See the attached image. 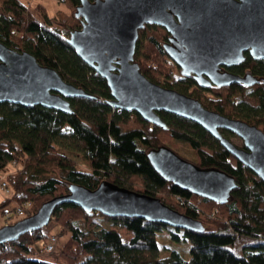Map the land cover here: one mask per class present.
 Returning <instances> with one entry per match:
<instances>
[{"label": "trees", "instance_id": "trees-1", "mask_svg": "<svg viewBox=\"0 0 264 264\" xmlns=\"http://www.w3.org/2000/svg\"><path fill=\"white\" fill-rule=\"evenodd\" d=\"M56 1L69 14L51 15L41 5L32 9L20 0H0V43L30 54L40 66L55 70L63 81L93 99L68 100L70 114L39 106L0 104V171L6 172L1 178L10 190L7 202L30 203L35 214L44 203L68 195L70 186L95 190L106 181L155 198L200 222L204 230L193 233L143 219L106 218L65 204L55 208L50 221L62 234H68L59 250V262L36 258V245L41 255L38 243L47 240L41 230L0 245V264H264L261 180L190 121L159 112L163 130L134 113L111 108L106 82L67 44L69 34L81 27V20L74 16L80 1ZM138 35L134 61L145 78L198 100L206 110L253 125L264 134V61H253L244 54L241 65L228 69L234 74L249 70L261 84L250 89L235 85L214 88L207 95L208 91L198 88L191 78L182 79L166 55L163 46L168 34L164 29L145 26ZM63 137L81 149L88 171L59 153L57 141ZM179 144L189 149L193 161L179 155L175 149ZM16 145L23 156L35 162H24L17 156ZM161 146L200 168H216L231 176L237 188L228 203L218 206L194 195H173L174 187L155 172L146 157L151 149ZM9 167L12 172H7ZM5 205L3 202L0 209ZM159 236L188 243L189 259L174 251L162 257Z\"/></svg>", "mask_w": 264, "mask_h": 264}, {"label": "water", "instance_id": "water-1", "mask_svg": "<svg viewBox=\"0 0 264 264\" xmlns=\"http://www.w3.org/2000/svg\"><path fill=\"white\" fill-rule=\"evenodd\" d=\"M74 16L81 27L67 44L110 91L108 105L134 113L146 123L165 129L157 113L190 121L212 138L264 184V134L254 126L206 110L198 100L161 87L145 78L134 61L139 31L156 26L168 34L164 51L182 78H192L200 89L250 88L243 77L222 71L239 66L245 55L264 61V0H79ZM92 96L66 83L59 74L40 66L26 52L0 43V104L39 106L70 114L68 100ZM227 131L242 141L237 147L220 134ZM146 157L159 176L190 195L218 206L228 203L237 188L234 179L216 168H200L164 146ZM70 204L106 218H137L169 228L202 233L200 222L177 213L159 200L102 181L95 190L69 187V193L44 203L30 217L0 228V245L44 230L57 206Z\"/></svg>", "mask_w": 264, "mask_h": 264}, {"label": "rangeland", "instance_id": "rangeland-1", "mask_svg": "<svg viewBox=\"0 0 264 264\" xmlns=\"http://www.w3.org/2000/svg\"><path fill=\"white\" fill-rule=\"evenodd\" d=\"M22 3L28 5L30 8L34 9L37 6H43L46 11L51 14V15H56L57 12H63L66 14H69V11L65 8L63 4L58 3L56 0H20ZM164 81V80H163ZM211 95V94H207ZM234 143H238L237 140L234 138L233 139ZM57 144L59 146V153L62 154L64 157L74 161L80 170L83 171H88V165L87 163L83 160L82 158V151L81 149L73 142L71 141L68 137H63L60 138L57 141ZM15 153L17 156L23 159L25 162H30L34 163L35 160H30L27 157L23 156L19 152V146L16 145L15 147ZM179 155L183 158H186L187 160L193 161L194 156L192 157L189 149L183 145L179 144L177 148H175ZM19 168V167H17ZM11 167L8 168L7 172L11 171ZM6 172H1L0 171V179L5 174ZM172 194L181 197V198H189L190 194L188 192L182 191L176 187L172 189ZM9 195H5V193L0 191V206L4 202L6 205L0 209V228L6 226V225H11L19 220L20 218L16 217H11L10 219L6 220L4 217V214L2 215V212H8L10 213L16 206L17 204L14 201H8L9 200ZM104 226H108L107 224H103ZM44 234L45 237L49 238L51 236H56L58 238V244L56 247V250L52 254H43L41 255L38 253L37 245H36V252H37V259L39 260H46V261H52V262H59V250L62 247V245L66 242L68 238V234H62L61 233V228L56 225L54 222L49 223V225L44 229ZM157 243L160 249V254L162 257H165L170 251L177 252L184 260L189 259V244L185 243L184 241L181 242H176V241H171L170 239L166 237L159 236L157 239Z\"/></svg>", "mask_w": 264, "mask_h": 264}, {"label": "built area", "instance_id": "built-area-1", "mask_svg": "<svg viewBox=\"0 0 264 264\" xmlns=\"http://www.w3.org/2000/svg\"><path fill=\"white\" fill-rule=\"evenodd\" d=\"M0 191L5 193V195L10 196V190L7 187L4 178L0 179ZM31 204L30 203H23L21 205H17L10 213L4 212V217L6 220L10 219L11 217L16 218H27L31 216ZM57 244V238L55 236H51L47 238L46 241H41L38 243L40 250L45 254H52L55 251V247Z\"/></svg>", "mask_w": 264, "mask_h": 264}, {"label": "flooded vegetation", "instance_id": "flooded-vegetation-1", "mask_svg": "<svg viewBox=\"0 0 264 264\" xmlns=\"http://www.w3.org/2000/svg\"><path fill=\"white\" fill-rule=\"evenodd\" d=\"M247 54V53H246ZM247 56H248V54H247ZM254 61V60H253ZM256 62H259V61H256ZM242 64V63H241ZM240 64V65H241ZM222 71H227V72H229L228 71V69H225V68H222ZM178 73H179V71H178ZM231 73V72H230ZM234 74V73H233ZM246 74H251L250 72H249V70H247V71H243V73L242 74H235V75H238V76H241V77H243L244 75H246ZM252 75V74H251ZM253 76V75H252ZM253 77H255V76H253ZM182 78V77H181ZM191 78V77H190ZM182 79H184V78H182ZM192 79V78H191ZM255 79L257 80V84H255V85H258V84H261V80L260 79H257L256 77H255ZM193 80V79H192ZM195 83V82H194ZM196 84V83H195ZM254 85V86H255ZM197 86V85H196ZM231 86H233V85H231ZM235 86H238V85H235ZM254 86H252V87H254ZM238 87H242L241 89H250V88H252V87H250V88H244L243 86H238ZM214 88H217V87H215V86H211L209 89H201V90H204V91H208V93L207 94H209ZM239 121H241V120H239ZM249 125V124H248ZM250 126H253V125H250ZM255 127V126H254ZM220 132V134H222V136L223 137H225L226 139H228V140H230L234 145H236L237 147H242V141L239 139V138H237L235 135H233V134H231V133H229V132H227V131H224V130H220L219 131ZM236 139L237 140V142L238 143H234L233 142V139Z\"/></svg>", "mask_w": 264, "mask_h": 264}]
</instances>
